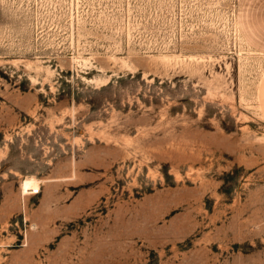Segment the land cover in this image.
I'll return each instance as SVG.
<instances>
[{"label":"rangeland","instance_id":"obj_1","mask_svg":"<svg viewBox=\"0 0 264 264\" xmlns=\"http://www.w3.org/2000/svg\"><path fill=\"white\" fill-rule=\"evenodd\" d=\"M263 79L264 0H0V264H264Z\"/></svg>","mask_w":264,"mask_h":264},{"label":"crops","instance_id":"obj_2","mask_svg":"<svg viewBox=\"0 0 264 264\" xmlns=\"http://www.w3.org/2000/svg\"><path fill=\"white\" fill-rule=\"evenodd\" d=\"M260 95L262 97V99L264 100V79L261 83V86H260ZM94 153H98V150L97 149H93ZM105 153V152H103ZM89 156H91V152L89 153V155H87L85 158H89ZM97 155H94L93 158H95V160H99L100 162V165H98L99 167H96L100 170H103L105 168L108 167V163H109V160H107L105 158V155H103V158H98L96 157ZM75 172H79V163L78 161H75V165L72 166V167H68L67 171L65 173H63V178L62 179H59V178H55L52 180V182H58L60 180H67V181H73L75 180L74 177H72L74 175ZM67 175V176H66ZM85 176H90V177H93V181H97V180H103V176L100 175V174H93L91 172H86L84 173ZM48 176H50V174H48ZM32 177V176H31ZM15 184H16V181L13 180V181H8L6 183H3V185L0 187V194L2 193L1 191H3L4 193V198L6 201H8L7 203H9L7 205L4 204L2 206H0V214L1 212H3V214H13V213H17V212H20V199L18 197V193L17 191L14 189L15 187ZM58 196V192H54L52 194V198H55ZM36 197L31 195L30 194V197L28 198V202L29 203H35V201L37 199H35ZM81 200V197H78L76 199H74L73 203H69L66 207V209L68 211H70V214L73 216L74 215V210H75V205L78 204ZM38 201H39V204L36 206L35 209L32 210V213L33 214H37L36 211L38 210H42L43 208H50L51 210H54V209H58V204L55 203V201L51 200L50 202H43V199L42 198H38ZM7 205V206H6ZM31 212V211H30ZM4 217H2L0 215V221H3Z\"/></svg>","mask_w":264,"mask_h":264},{"label":"bare ground","instance_id":"obj_3","mask_svg":"<svg viewBox=\"0 0 264 264\" xmlns=\"http://www.w3.org/2000/svg\"><path fill=\"white\" fill-rule=\"evenodd\" d=\"M35 186L38 185V180L35 178H27L25 181L22 183V192L23 194H28L31 189H33ZM36 188V187H35Z\"/></svg>","mask_w":264,"mask_h":264},{"label":"built area","instance_id":"obj_4","mask_svg":"<svg viewBox=\"0 0 264 264\" xmlns=\"http://www.w3.org/2000/svg\"><path fill=\"white\" fill-rule=\"evenodd\" d=\"M41 193V188L38 186L37 188H33L30 190V194L33 196H37Z\"/></svg>","mask_w":264,"mask_h":264}]
</instances>
